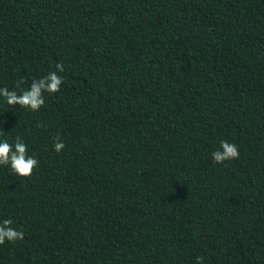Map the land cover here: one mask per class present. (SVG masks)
<instances>
[{
  "label": "trees",
  "instance_id": "obj_1",
  "mask_svg": "<svg viewBox=\"0 0 264 264\" xmlns=\"http://www.w3.org/2000/svg\"><path fill=\"white\" fill-rule=\"evenodd\" d=\"M51 71L0 97V264H264V0H0V88Z\"/></svg>",
  "mask_w": 264,
  "mask_h": 264
},
{
  "label": "clouds",
  "instance_id": "obj_2",
  "mask_svg": "<svg viewBox=\"0 0 264 264\" xmlns=\"http://www.w3.org/2000/svg\"><path fill=\"white\" fill-rule=\"evenodd\" d=\"M59 71H63L62 65L57 66ZM63 79L57 71H51L47 76L36 80L34 79L30 88L24 89L23 79L17 80L14 90L0 88V97H3L7 105L14 107L19 105L21 108L31 111H39L45 104L44 93H58L63 84ZM19 90V91H17ZM65 144L59 139L54 144L57 153L65 148ZM28 147L20 136L15 138V144H10L6 140L0 141V165H10L12 172L20 177L29 178L33 175L39 161L34 155H28ZM238 146L228 141H221L220 149L212 153V159L216 164H224L226 161L239 158ZM11 220L0 222V245L6 241L16 242L24 239L23 231L17 230L12 226ZM197 264H203V257H197Z\"/></svg>",
  "mask_w": 264,
  "mask_h": 264
}]
</instances>
